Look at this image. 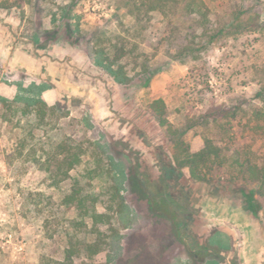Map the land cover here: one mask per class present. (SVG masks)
<instances>
[{
	"label": "rangeland",
	"instance_id": "rangeland-1",
	"mask_svg": "<svg viewBox=\"0 0 264 264\" xmlns=\"http://www.w3.org/2000/svg\"><path fill=\"white\" fill-rule=\"evenodd\" d=\"M235 11L245 29L218 33ZM261 89L264 0H0V264H264V194L239 172L264 166ZM206 139L223 163L193 180L172 155ZM76 188L110 216L96 254Z\"/></svg>",
	"mask_w": 264,
	"mask_h": 264
},
{
	"label": "trees",
	"instance_id": "trees-1",
	"mask_svg": "<svg viewBox=\"0 0 264 264\" xmlns=\"http://www.w3.org/2000/svg\"><path fill=\"white\" fill-rule=\"evenodd\" d=\"M202 3V2H200ZM203 5V4H202ZM186 8L193 9V2L187 1L185 4ZM243 12L242 11H235L233 12V15L229 22L224 24L219 30H217L218 33H237L243 29H245L244 24L241 23V16ZM98 57L96 58V63L100 65L106 72L111 75L117 83H125L126 78L122 75L121 67L114 68L112 67L111 61L108 60L107 63H104L101 54L98 53ZM39 93L37 95H32L30 99H28L29 105L32 106H38L41 105L44 106L45 103L43 100L38 97ZM256 97L259 99H262L264 101V90H258L256 92ZM150 108L152 112L154 113L158 124L161 126H164L167 124V120L164 116L165 114V105L160 98H156L151 101ZM222 110L221 108H214L209 113L205 114L206 116L210 115H221ZM254 121L259 122L258 126H255V128H258L262 134H264V124L262 121H264V112H261L260 110H256L253 113ZM258 124V123H257ZM177 138H174V146L175 147H181L183 145L182 141L179 140V135L176 136ZM219 148L211 143L209 139H206L204 141V145L201 149L190 152L189 150L185 149L182 151V155L179 156L176 153L172 155L173 161L175 164L179 167L186 168L187 173L189 177L193 180L197 181H206L209 179V176L207 175V171H210V168L213 164L221 165L223 163V158L221 159L219 154ZM82 156L83 151L80 148H77L74 152L70 154H64V157L61 159L62 165L65 166L64 168V175H66L71 169L75 168L77 165H79L82 162ZM240 174L242 177L249 181H254L258 183V186L256 188V191L260 194H264V166H258L255 163H252L248 160L243 161V163H240ZM101 167L94 166L93 168H87L86 175L88 178L95 179L100 176L101 174ZM81 188L74 189V192L71 194L65 196L64 201L65 203L72 204L75 208L79 209L80 211H83L82 214H89L92 220V232L96 234L95 240L90 243L86 244V251L89 253V255L96 254L102 249V245H104L105 239L103 232L99 229L98 225L101 223H109L110 222V216L106 213L97 212L96 211V202L99 194H81L78 197H76V194L80 193ZM75 195H74V194ZM117 196L116 188H113L112 196L110 201H114ZM66 255L63 261L53 260L52 264H69L71 262V255L72 251L67 250Z\"/></svg>",
	"mask_w": 264,
	"mask_h": 264
}]
</instances>
